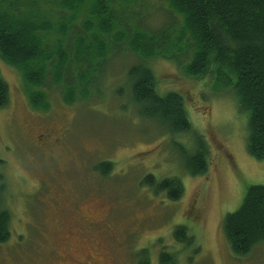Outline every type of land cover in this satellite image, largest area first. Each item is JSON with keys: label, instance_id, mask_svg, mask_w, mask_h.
Returning a JSON list of instances; mask_svg holds the SVG:
<instances>
[{"label": "rangeland", "instance_id": "374dc122", "mask_svg": "<svg viewBox=\"0 0 264 264\" xmlns=\"http://www.w3.org/2000/svg\"><path fill=\"white\" fill-rule=\"evenodd\" d=\"M91 2L82 6L67 38L60 37L58 26L68 21V9L54 0L41 4V16L54 25L50 33L39 32L43 48H53L59 39L73 42L83 32L81 21ZM121 4L113 1L128 32L139 16L148 27L168 21L175 29L183 25L166 0ZM115 32L106 37L111 45L106 58L93 60L85 86L79 79L85 66L76 62L73 50L63 78L55 79L53 56L38 85L26 83L19 69L0 57L8 85V102L0 108L1 202L11 216L0 264H139L138 250L146 253L145 264H160L162 249L176 254V264H264L263 241L236 256L222 227L247 187L264 184V159L246 148V114L228 90H213L207 76L188 77L177 60L147 61L158 91L172 89L183 96L191 126L207 142V170L189 174L184 157L195 148L194 136L168 134L159 121L139 113L127 74L138 57L123 41H114ZM68 87L74 88V101L65 100ZM38 92L43 104L30 100L29 94ZM45 128L54 134L45 137ZM104 162L110 164L106 173ZM149 174L154 182L177 176L181 195L171 200L165 191L154 192L152 183H141ZM177 225L186 227L190 241L175 239Z\"/></svg>", "mask_w": 264, "mask_h": 264}, {"label": "trees", "instance_id": "16d2710c", "mask_svg": "<svg viewBox=\"0 0 264 264\" xmlns=\"http://www.w3.org/2000/svg\"><path fill=\"white\" fill-rule=\"evenodd\" d=\"M49 1L53 0H0V57L18 68L26 83H42L45 63L53 56L56 57L53 74L56 81H60L70 59L68 51L73 50L76 62L85 66L79 78L85 86L91 78L88 76L93 60L106 58L111 49L106 37L116 29L114 41H123L138 57L127 74L131 82L129 96L138 106L139 113L159 121L168 134L190 133L194 136L195 148L184 157L189 174L198 175L207 170V142L191 126L183 96L172 89L158 91L156 77L147 63L152 58L177 60V67L182 66L188 77L201 79L207 76L213 90H228L238 109L247 117L248 153L256 159H264V0H166L169 7L182 16V27L175 29L174 23L169 21L157 28L148 27L139 16L136 28L130 32L119 22L125 16L122 14L120 19L115 14L113 1L122 6L121 0H54L70 12L68 21H62L58 26L60 37L66 38L82 6L92 2L81 21L83 32L76 35L73 42L59 39L53 48H43L39 32L50 33L54 29L53 22L40 14L41 4L46 5ZM191 49L192 56L186 59ZM73 91V87L65 91L67 102L74 101ZM29 97L35 104L44 102L41 92L29 94ZM7 102L8 85L0 73V108ZM100 166L105 167L102 173H106L110 164L104 162ZM152 178L149 174L141 183H152L153 187H150L154 192L165 191L171 200L181 195L182 182L177 176L158 182ZM4 186L0 175V243L10 236V212L1 202ZM222 227L236 256H243L257 243L264 242V184L247 187L239 207L225 215ZM173 234L177 241L192 239L183 225H177ZM138 253V263L145 264L146 253L140 250ZM175 257L174 252L162 249L159 262L176 264Z\"/></svg>", "mask_w": 264, "mask_h": 264}, {"label": "flooded vegetation", "instance_id": "af4514ba", "mask_svg": "<svg viewBox=\"0 0 264 264\" xmlns=\"http://www.w3.org/2000/svg\"><path fill=\"white\" fill-rule=\"evenodd\" d=\"M46 130H47V132L45 133V137H48L49 135H53L54 134V129H51V128H45ZM41 135H43V134H41ZM41 135H38V136H41ZM60 138H62V137H59V139ZM56 139H58L57 137L56 138H54V140H56ZM53 149H54V146L52 147V149H51V151H49V153L50 154H52L53 153Z\"/></svg>", "mask_w": 264, "mask_h": 264}, {"label": "bare ground", "instance_id": "6f19581e", "mask_svg": "<svg viewBox=\"0 0 264 264\" xmlns=\"http://www.w3.org/2000/svg\"><path fill=\"white\" fill-rule=\"evenodd\" d=\"M154 75V74H153Z\"/></svg>", "mask_w": 264, "mask_h": 264}]
</instances>
